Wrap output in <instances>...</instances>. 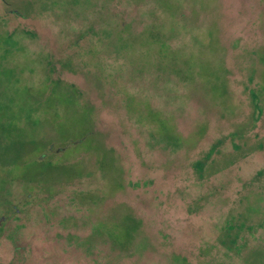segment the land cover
I'll list each match as a JSON object with an SVG mask.
<instances>
[{
	"label": "rangeland",
	"instance_id": "374dc122",
	"mask_svg": "<svg viewBox=\"0 0 264 264\" xmlns=\"http://www.w3.org/2000/svg\"><path fill=\"white\" fill-rule=\"evenodd\" d=\"M0 107V264H264V0H0Z\"/></svg>",
	"mask_w": 264,
	"mask_h": 264
},
{
	"label": "trees",
	"instance_id": "16d2710c",
	"mask_svg": "<svg viewBox=\"0 0 264 264\" xmlns=\"http://www.w3.org/2000/svg\"><path fill=\"white\" fill-rule=\"evenodd\" d=\"M50 82H56L57 83L56 91L58 93L64 95V97H72L71 99H73L74 103H76V97L78 95V92L74 89V87H72L71 85L63 84L61 81H54V80L51 81L50 80ZM59 106H60V104L57 103L55 108L59 107ZM2 123H3V121L0 122V126H1ZM2 127L3 126H1L0 128H2ZM0 131H1V129H0ZM17 142H18L17 140L1 141L0 142V166L9 167L11 165H14L19 160L20 152H19L18 146L22 145L23 143L19 142V144H17ZM77 142L78 141H76V140H69V139L66 140V143H70V144L77 143ZM15 144H16V146H15ZM53 144L54 143H52V142H49V143L46 144V148H45L46 152H49V151H52V152L61 151L62 147L59 148L58 144H56L55 146H53ZM214 146L215 145H212L210 151H213ZM210 151L207 152V154H206L207 156L210 154ZM46 152L45 153L43 152V153L39 154L38 155L39 159L43 158L44 155L46 154ZM195 165L199 169L201 167V162L196 161ZM116 176H118V175H116ZM7 181L8 180L2 181L1 183L3 185L0 186V199L2 198L1 203L3 201L6 204L8 203V199L4 198L5 196L2 197V194L5 193L7 195V193H9L7 191V188H9V186H8L9 183H6ZM120 185H121V183H120ZM41 187L45 191V187H44L43 184H41ZM50 192H47V193H50ZM27 194H29V193L25 192V195H27Z\"/></svg>",
	"mask_w": 264,
	"mask_h": 264
}]
</instances>
